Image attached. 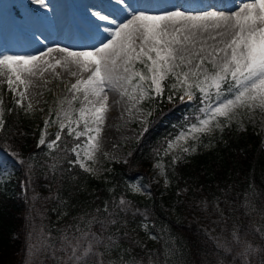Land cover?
Instances as JSON below:
<instances>
[{"label": "snow or ice", "instance_id": "1", "mask_svg": "<svg viewBox=\"0 0 264 264\" xmlns=\"http://www.w3.org/2000/svg\"><path fill=\"white\" fill-rule=\"evenodd\" d=\"M36 2L47 7L45 0ZM118 3L127 9L126 0H118ZM92 15L98 21L116 24L100 11ZM103 31L109 36L91 49L78 51L58 46L38 56H0V76L5 77L8 89L17 94L16 103L21 107L34 84V77L43 78L45 73L52 72L54 78L61 79L57 69L62 68L76 78L74 83L66 85L68 95L56 101L55 120L45 119L38 142V146L58 148L65 129L66 135L76 140L86 137L83 146L76 144L70 149L76 159L69 164H79L85 172L97 174L92 164L101 149L103 125L110 111L109 92L118 93L121 100L126 98L129 114L143 101L161 96L164 82L169 78L173 81L169 85L170 93H179L182 102L185 98L193 101L197 99L196 94H200L204 106L198 111L202 118L191 124H187L186 118L185 130L166 142V155L176 148L189 152L190 148L184 146L189 139L197 140L199 135L210 133L213 126L221 127L219 117L231 121L238 109L250 112L259 109L264 113V0H247L230 12L191 11L181 7L157 13L134 12L115 29L104 28ZM21 85L22 91L19 90ZM168 99L172 100V94ZM77 102L78 108L74 107ZM3 105L0 97V130L5 126ZM32 109L29 100L26 111ZM50 120L59 130L55 138L46 143ZM156 166L163 170L162 164ZM51 167L55 170L56 165ZM28 168L31 171L32 165ZM131 188L135 192L142 191L139 184H132ZM112 203L113 210L109 211V203L105 202L103 211L107 215L103 219L98 215L101 209H96L97 215L90 219H86L90 214L85 213L76 218L77 223L59 230L58 237L41 228V250L50 251L54 264H136L135 260L125 259L130 249H121L114 233L105 235L110 226L120 223L119 214L130 210V202L123 197ZM202 204L207 208L206 201ZM244 207L245 215L255 213L264 221V209H257L249 197H245ZM215 210L226 224L219 203L215 204ZM95 224L99 225L98 232L93 231ZM248 229L245 232L241 224L234 223L228 236L209 233L216 249L223 254L217 264H264V224L251 223ZM114 254L116 259H113Z\"/></svg>", "mask_w": 264, "mask_h": 264}, {"label": "trees", "instance_id": "2", "mask_svg": "<svg viewBox=\"0 0 264 264\" xmlns=\"http://www.w3.org/2000/svg\"><path fill=\"white\" fill-rule=\"evenodd\" d=\"M169 85L152 100L147 131L131 155L124 162L111 163L103 177L69 164L75 160L70 149L77 141L66 135L67 129L58 148L38 146L44 116L27 112L8 97L5 126L0 130V264H54L50 251L40 248V229L58 237L59 230L77 223L76 218L85 213L90 219L101 209L98 215L103 219L105 202L112 211V202L121 197L130 202V210L121 212L120 223L110 226L105 235L114 233L123 247L131 248L136 264H217L223 254L209 233L223 237L234 223L245 232L251 223L264 224L258 214L245 215V197L264 209V143L251 127L245 131L226 127L210 148L206 141L185 162L168 166L170 186L165 192L149 180L156 188L153 195L144 198L133 193L131 185L138 179H150V168L161 159L166 142L186 127V118L187 124L194 121L204 106L199 93L193 103L178 97L170 101ZM216 203L226 224L215 210ZM146 223L161 231L153 230L158 236L153 249L143 247L137 237ZM162 229L175 242L167 239L165 245ZM93 231H99L98 224Z\"/></svg>", "mask_w": 264, "mask_h": 264}, {"label": "rangeland", "instance_id": "3", "mask_svg": "<svg viewBox=\"0 0 264 264\" xmlns=\"http://www.w3.org/2000/svg\"><path fill=\"white\" fill-rule=\"evenodd\" d=\"M26 1L0 0V24L8 29L10 26L14 25L16 28H18L19 32L29 41L36 40L35 37L38 35V32L35 29H38L40 21H44V19H47L49 16L51 17L50 12H52L54 9H56L61 16L69 20L68 31H71V35L75 33L80 39L88 40L89 45L80 48L81 50L91 49L94 46L99 45L102 40L106 39L103 38L99 40L98 38H96V32H99L105 37H108L109 33H105L103 29H113V27H115H109L107 23L98 21V19H96V17L92 15L93 12L98 10L94 7V4H89L91 2H87V0H45L47 7L41 6L36 1ZM232 1L238 2L239 0ZM135 2L136 0H133V3ZM106 3L109 6L111 5L108 1ZM236 7H238V4H235V7L233 8ZM202 10L204 9H198L194 11ZM207 10L215 9L214 7H209ZM228 11L230 10L228 9ZM90 16L92 18H90ZM14 29L15 28H12V31H14ZM3 35L6 36L1 37L6 38L7 40L9 37V32L6 30L5 32H3ZM49 46L51 48H56L58 46L64 47L60 44H49ZM3 55L19 56L18 53L11 51V49L9 48L5 49V47L3 48V50H0V56ZM60 55V53H54V56ZM72 70H75L74 66ZM57 71L61 73V79H56L54 78L52 72H47L45 73L43 78L36 77L33 80L34 84L31 88H29L27 98L23 101L24 107L27 106L29 100L33 104V109L27 112L34 114L41 113V115L44 116V119H48L49 117H51V120H55L57 109L56 101L58 100V98H63L65 95H68L66 85L74 83L76 79L75 77H72L69 72H66L62 68H58ZM84 75L87 76V73H85ZM45 80L49 81V83H47L46 85L44 83ZM168 80H170L171 83L173 82L171 78H169ZM168 80L164 82V87ZM19 90H23L22 85L20 86ZM10 93H12L11 95L13 97L18 99L17 94L8 89V85L5 82V77L0 76V97H2L4 101V112L6 109V105H8V95ZM176 94L178 95V93H172V95ZM150 102L151 99L143 101V103L140 104L138 108L131 109V114H129V105L126 102V98L125 100H121V97L118 93L109 92L110 111L106 114V120L103 125V132L101 135V149L96 153L95 163L92 164L91 161L88 162L89 164H92V166L96 169L97 174L95 176H105V174L111 167V163L120 161L124 162L131 155L132 151L134 150L135 143L139 140L144 132V129L148 126L150 119V115L148 113L151 112ZM212 103H216L214 98L212 100ZM79 106L80 105L78 102L74 105V107L77 108ZM66 107L67 105H65V108ZM199 118H202V114L199 115L198 119ZM218 119L220 120L221 127L218 128L213 126L210 133L199 135L197 140L189 139L188 143L184 145L185 147L190 148L189 152H181L179 148L173 149L172 151L168 152L167 155L164 152L161 160L159 162H155L151 166L149 172L150 179H138L134 183L139 184L142 191L135 192L132 189L133 193L144 198L153 195L154 189L156 188H153L154 186H151L149 180L153 185H157L158 188L163 189V191L165 192L166 189L170 186V182L166 176L167 167L175 166L180 160L184 159L185 157L197 153V151L201 149V144H204L206 141L207 143L204 144L206 145L205 147L210 148V146L212 145V141H215V136L221 134L226 126H232L241 131H245L246 129L251 127L262 136L264 142V113H262L259 109L253 112H250L246 109H238L237 115H235L231 119V121H226L223 117H219ZM51 120V126L47 129V135L45 136L46 143L53 140L55 138V133L59 130L58 125L55 123H51ZM197 120L193 123H196ZM43 130L44 128L42 129V132ZM71 137L76 140L74 136ZM85 140L86 137H81L80 140H76V144H80L81 146H83ZM105 153H107V155H105ZM175 156H179V159L174 160L173 157ZM157 164H162L163 170L161 168H158L156 166ZM155 229H157L161 233L160 228L152 226V223H146L141 227L140 231L137 234V237L139 239V242L143 243V247H147L148 245L149 248L153 249L158 240L157 233L153 231ZM164 230L162 229L164 244L166 245V241H168L167 239L175 242L172 234L168 230ZM151 237H155V239H152ZM119 245L121 246V249H130V251L125 255L126 260L132 261L135 259L131 248L123 247L121 242H119ZM116 258L117 257L114 254L113 259Z\"/></svg>", "mask_w": 264, "mask_h": 264}, {"label": "bare ground", "instance_id": "4", "mask_svg": "<svg viewBox=\"0 0 264 264\" xmlns=\"http://www.w3.org/2000/svg\"><path fill=\"white\" fill-rule=\"evenodd\" d=\"M107 1L110 2V6L106 3ZM107 1L87 0V2H91L89 4H94V7L98 11L109 15L111 19L116 21V24H112L110 21L103 22L107 23L109 27H117L118 24L130 19L131 14L134 12L144 11L157 13L166 9H172L173 7H181L191 11L198 9L207 10L209 7H214L215 10L219 11H228V9L234 11L241 3L247 2V0H239V2H234L232 0H136V2L133 3V0H126L128 7L125 9L118 3V0ZM235 4H238V7L233 8ZM50 13L51 17L49 16L47 19H44V21H40L38 29H35L38 35L35 37L36 40L34 41L27 40L14 25L10 26L8 29L0 24V50H3L5 47V49L9 48L11 51L18 53L19 56H38L50 48L49 44H60L69 49L78 51L81 50L80 48L89 45L87 39H80L75 33L71 35V31H68L69 20H67V18L61 16L56 9ZM90 18L92 17L90 16ZM115 27H113V29H115ZM12 28H15V33L12 31ZM6 30L9 32L7 40L1 37L6 36L3 35V32ZM95 36L99 40L107 38V36L105 37L99 32H96ZM35 78L36 77H34L33 80Z\"/></svg>", "mask_w": 264, "mask_h": 264}]
</instances>
